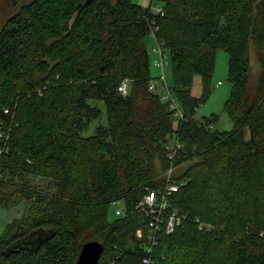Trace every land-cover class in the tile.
Returning <instances> with one entry per match:
<instances>
[{
  "label": "trees",
  "instance_id": "trees-1",
  "mask_svg": "<svg viewBox=\"0 0 264 264\" xmlns=\"http://www.w3.org/2000/svg\"><path fill=\"white\" fill-rule=\"evenodd\" d=\"M161 2L152 12L134 0H0V208L24 205L0 235V264H75L91 240L103 245L96 264H264V0ZM149 34L170 54L176 125L150 89ZM221 48L225 131L216 115L196 118ZM99 103L107 123L84 135ZM172 139L181 147L171 161ZM171 164L182 184L168 212L185 217L149 253L150 216L136 206ZM117 201L124 214L108 222Z\"/></svg>",
  "mask_w": 264,
  "mask_h": 264
},
{
  "label": "rangeland",
  "instance_id": "rangeland-1",
  "mask_svg": "<svg viewBox=\"0 0 264 264\" xmlns=\"http://www.w3.org/2000/svg\"><path fill=\"white\" fill-rule=\"evenodd\" d=\"M134 2L140 4L143 7H150V11L152 12L158 11V9H160L162 5L161 0H134ZM2 15H4V9L0 7V19ZM145 44L147 47V51L150 54L151 85L153 87L155 86V91L162 99L170 101L171 106H174V114L176 115L173 114L172 123L176 125L177 118L181 113V105L176 92L172 90L173 80L171 74L170 54L167 50L164 51V56L162 58L163 67H156L152 62L154 59L159 60L160 56L157 50L156 40L152 34H149L147 36ZM227 59V52L222 48L218 49L216 52L215 64L212 73L211 94L204 102H202L196 112V118L199 119L216 115V121L212 124V126L214 129L219 131L230 130L233 126V120L230 118L228 112L224 109V102L227 99L231 88L230 81L228 80ZM258 71V65L254 59L253 54H251L250 75L252 81L255 80ZM200 93V78L198 75H195L191 87V94L194 96H199ZM98 105L102 110V114L100 118L93 120L89 124L88 129L83 132L84 135L92 133L94 131V128L100 123L104 125H106L107 123L105 108L100 103ZM122 206L123 205L120 201L113 202L108 206V222H113L116 219L114 210L122 208ZM23 208L24 205L22 203L11 205L7 208H0V235L6 223H8L14 217L20 216Z\"/></svg>",
  "mask_w": 264,
  "mask_h": 264
},
{
  "label": "built area",
  "instance_id": "built-area-1",
  "mask_svg": "<svg viewBox=\"0 0 264 264\" xmlns=\"http://www.w3.org/2000/svg\"><path fill=\"white\" fill-rule=\"evenodd\" d=\"M159 52V60H154V64L157 67H163V62H162V58H163V53L161 52V50L158 51ZM155 87H153L152 85L150 86V89H154ZM127 89V81L123 80L118 86H117V90L119 92L125 93ZM174 109V106H173ZM4 113L8 114V108L4 109ZM176 115V114H174ZM181 115V113H180ZM8 134H6V132H4L2 125L0 124V153L2 152L4 148V145L6 143ZM181 147V144L175 140L172 139L169 142H167L165 144V149L168 152V158L173 159L174 155L176 154V151ZM173 165L171 164L169 166V168L167 169V171L164 173L165 174V185L163 186V188H159V189H149L147 190V192L145 193V195L143 196V198L139 201V203L137 204L136 208L144 211L145 213H147L150 216L148 225L151 228V232L148 235V244L146 245V252H151L152 250V246L156 243L155 241V235L158 231L161 230V228L164 230L165 233H171L173 232V230L179 226L183 219H184V215H180L178 214V212L173 209V210H169L168 212V198L169 196L178 190L179 186L182 184V181L177 182L174 179H172V172H173ZM116 215H123L124 211L122 210V208H118L116 210H114ZM196 221L198 222V227L200 229L206 227L205 224H202L198 218L196 219ZM210 227L207 226L206 229ZM136 234L139 236L141 235L140 230L136 231ZM141 264H152V260L150 259V257H143L141 260Z\"/></svg>",
  "mask_w": 264,
  "mask_h": 264
},
{
  "label": "water",
  "instance_id": "water-1",
  "mask_svg": "<svg viewBox=\"0 0 264 264\" xmlns=\"http://www.w3.org/2000/svg\"><path fill=\"white\" fill-rule=\"evenodd\" d=\"M103 250L99 241L91 240L81 245L75 264H96Z\"/></svg>",
  "mask_w": 264,
  "mask_h": 264
},
{
  "label": "crops",
  "instance_id": "crops-1",
  "mask_svg": "<svg viewBox=\"0 0 264 264\" xmlns=\"http://www.w3.org/2000/svg\"><path fill=\"white\" fill-rule=\"evenodd\" d=\"M155 87V86H154Z\"/></svg>",
  "mask_w": 264,
  "mask_h": 264
}]
</instances>
